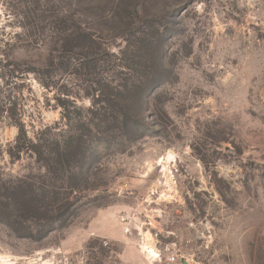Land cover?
Listing matches in <instances>:
<instances>
[{
    "label": "rangeland",
    "instance_id": "rangeland-1",
    "mask_svg": "<svg viewBox=\"0 0 264 264\" xmlns=\"http://www.w3.org/2000/svg\"><path fill=\"white\" fill-rule=\"evenodd\" d=\"M140 1L159 16L162 63L126 128L91 115V75L42 85L31 69L47 61L46 47L21 27L18 0H0V180L64 182L31 151L11 154L19 123L34 139L47 127L52 138L82 135L80 158L93 162L72 223L36 240L0 222V264H169L154 262L133 228L160 179L170 189L153 208L165 230L182 241L194 236L190 221L210 227L198 264H264V0ZM105 29L121 54L123 41ZM115 55L110 69L126 77Z\"/></svg>",
    "mask_w": 264,
    "mask_h": 264
},
{
    "label": "trees",
    "instance_id": "trees-1",
    "mask_svg": "<svg viewBox=\"0 0 264 264\" xmlns=\"http://www.w3.org/2000/svg\"><path fill=\"white\" fill-rule=\"evenodd\" d=\"M18 6L17 16L25 33L46 47L47 61L31 69L43 86L50 89L65 74L76 78L89 74L96 91L91 115L112 114L109 118L126 128L137 124L140 102L146 99L162 63L156 9H148L140 0H18ZM99 15L104 20L102 26L94 23ZM105 28L107 34L111 32L113 38L123 41L121 54L111 53V44L103 37ZM114 55L126 77H116V68L110 69L108 62ZM58 92V100L65 104L67 99L61 97L64 91L58 88ZM89 122V129L94 128V118ZM19 129L11 154L31 151L42 167L54 169L64 182L50 185L31 179L17 183L0 180V222L18 236L41 240L74 221L82 201L76 195L87 190L83 183L93 162L84 164L80 158L86 146L82 135L66 140L55 134L52 138L47 127L34 139L24 123H19Z\"/></svg>",
    "mask_w": 264,
    "mask_h": 264
},
{
    "label": "built area",
    "instance_id": "built-area-1",
    "mask_svg": "<svg viewBox=\"0 0 264 264\" xmlns=\"http://www.w3.org/2000/svg\"><path fill=\"white\" fill-rule=\"evenodd\" d=\"M151 188L146 199L149 204L137 212L136 217L140 220L133 225L134 232L140 238L141 249H144L156 263L198 264L195 256L198 248L204 250L209 247L210 227L207 223L190 221L188 227L194 232V236L179 241V236L175 231L165 230L162 227L161 222L157 220V216L160 218L158 209L153 208L157 206L156 199L164 198L170 188L162 179ZM151 211L153 212L150 213ZM122 219L125 221L126 217ZM170 238L171 241H166Z\"/></svg>",
    "mask_w": 264,
    "mask_h": 264
},
{
    "label": "crops",
    "instance_id": "crops-1",
    "mask_svg": "<svg viewBox=\"0 0 264 264\" xmlns=\"http://www.w3.org/2000/svg\"><path fill=\"white\" fill-rule=\"evenodd\" d=\"M110 228H111L110 226H109V227H106L105 230H106L107 232H110ZM104 236L108 237V236H110V235H109L108 233H105Z\"/></svg>",
    "mask_w": 264,
    "mask_h": 264
},
{
    "label": "bare ground",
    "instance_id": "bare-ground-1",
    "mask_svg": "<svg viewBox=\"0 0 264 264\" xmlns=\"http://www.w3.org/2000/svg\"><path fill=\"white\" fill-rule=\"evenodd\" d=\"M152 253L154 254V251H152Z\"/></svg>",
    "mask_w": 264,
    "mask_h": 264
}]
</instances>
